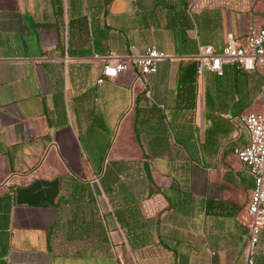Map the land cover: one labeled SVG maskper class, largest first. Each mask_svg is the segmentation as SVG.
I'll return each mask as SVG.
<instances>
[{
	"label": "crops",
	"instance_id": "1",
	"mask_svg": "<svg viewBox=\"0 0 264 264\" xmlns=\"http://www.w3.org/2000/svg\"><path fill=\"white\" fill-rule=\"evenodd\" d=\"M251 22L264 0H0V264H246L264 70L197 56ZM150 47L144 84L98 83Z\"/></svg>",
	"mask_w": 264,
	"mask_h": 264
},
{
	"label": "built area",
	"instance_id": "2",
	"mask_svg": "<svg viewBox=\"0 0 264 264\" xmlns=\"http://www.w3.org/2000/svg\"><path fill=\"white\" fill-rule=\"evenodd\" d=\"M94 57L104 61L102 75L98 79L99 84L108 79H116L120 74L129 71L135 73L137 83L144 84L147 77L157 71L159 62L167 59L168 55L155 47H150L144 54L132 56L128 62L111 55ZM197 61V73L201 77L206 71L222 75L224 65L235 66L247 72L264 70V28L251 22L244 42L231 35L222 51H216L211 46L204 47L197 56ZM260 101L262 110L243 118L249 138L248 144L234 150V154L246 166L254 182L248 205L251 223L245 249L246 264H256L258 247L264 232V93Z\"/></svg>",
	"mask_w": 264,
	"mask_h": 264
},
{
	"label": "rangeland",
	"instance_id": "3",
	"mask_svg": "<svg viewBox=\"0 0 264 264\" xmlns=\"http://www.w3.org/2000/svg\"><path fill=\"white\" fill-rule=\"evenodd\" d=\"M245 40V39H244ZM244 40H243V42H244ZM260 71L262 70V69H259Z\"/></svg>",
	"mask_w": 264,
	"mask_h": 264
}]
</instances>
